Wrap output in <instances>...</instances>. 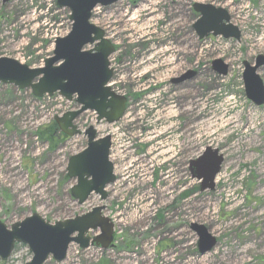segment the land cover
Masks as SVG:
<instances>
[{
	"label": "rangeland",
	"instance_id": "obj_1",
	"mask_svg": "<svg viewBox=\"0 0 264 264\" xmlns=\"http://www.w3.org/2000/svg\"><path fill=\"white\" fill-rule=\"evenodd\" d=\"M193 3L226 10L239 41L198 40ZM68 16L55 0H0V57L41 68L54 38L69 32ZM89 22L114 46L109 86L129 101L115 124L96 125L91 112L74 124L81 133L92 126L98 138L110 137L115 182L104 202L92 195L77 206L65 168L85 137L53 148L35 137L53 117L75 110L74 101L57 95L36 100L0 84V222L9 228L36 213L53 224L104 207L114 225L113 246L80 250L71 244L59 264H264V103L255 107L245 98L241 79L242 62L264 56V0H122L95 8ZM218 59L228 66L224 77L211 71ZM192 71L198 75L170 84ZM258 74L264 84V67ZM169 106L180 114L170 117ZM207 147L223 163L214 190L200 193L188 163ZM192 224L216 239L211 252L198 254ZM30 258L17 245L0 264Z\"/></svg>",
	"mask_w": 264,
	"mask_h": 264
},
{
	"label": "water",
	"instance_id": "obj_2",
	"mask_svg": "<svg viewBox=\"0 0 264 264\" xmlns=\"http://www.w3.org/2000/svg\"><path fill=\"white\" fill-rule=\"evenodd\" d=\"M11 0H1L6 4ZM122 0H55L58 9L69 13L70 31L53 42L51 56L44 60L43 67L30 69L15 60L0 57V84L12 86L19 91L29 90L35 99L57 94L67 102L74 100L76 110L53 118L59 131L66 137L79 136L73 122L83 113L92 112L95 123H117L126 106V99L114 94L109 87L112 71L108 57L114 52L104 32L89 23L96 7H109ZM138 2L140 0H129ZM198 15L192 29L198 40L209 36L223 40L240 39L239 30L230 24L228 12L210 4H193ZM87 47L90 49L86 50ZM242 83L245 98L255 107L264 103V84L258 71L264 67V56L258 55L253 64L242 62ZM211 69L218 76L227 75L228 66L221 60L211 62ZM195 72H186L173 82L190 80ZM85 148L67 160L65 173L75 184L69 195L77 206L83 205L91 195L99 201L107 199L105 189L114 183L113 166L110 163V138H97L96 131L88 126L82 133ZM223 157L218 151L206 148L197 159L189 162L191 179L199 181V191H213L214 179L221 170ZM104 207H95L89 212L53 224L36 213L7 228L0 222V261H7L16 245L27 248L31 258L24 264H44L49 258L56 264L63 262L70 244L81 250L89 247L107 250L114 238L112 223L102 216ZM197 237V252L200 256L216 246V239L202 225H190ZM99 234L88 238V232Z\"/></svg>",
	"mask_w": 264,
	"mask_h": 264
},
{
	"label": "trees",
	"instance_id": "obj_3",
	"mask_svg": "<svg viewBox=\"0 0 264 264\" xmlns=\"http://www.w3.org/2000/svg\"><path fill=\"white\" fill-rule=\"evenodd\" d=\"M35 137L40 142L46 143L50 148H53L56 144L63 142L65 139V137L59 133L56 125L53 122L46 127L37 130Z\"/></svg>",
	"mask_w": 264,
	"mask_h": 264
},
{
	"label": "flooded vegetation",
	"instance_id": "obj_4",
	"mask_svg": "<svg viewBox=\"0 0 264 264\" xmlns=\"http://www.w3.org/2000/svg\"><path fill=\"white\" fill-rule=\"evenodd\" d=\"M193 4H196V3H193ZM193 4L189 7V9H190V13L192 14V15H197L195 12H194V10H193ZM192 28V27H191ZM193 30V29H192ZM194 32V31H193ZM195 34V33H194ZM196 36V35H195ZM114 52H115V48H114ZM211 71H212V69H211ZM192 72H195V76L194 77H196L197 75H198V72L197 71H192ZM228 73V72H227ZM113 76V75H112ZM177 79V78H176ZM175 79H173L171 82H170V84L171 85H173L174 87H177V86H180V85H182L183 83H185V82H187V81H189V80H187V81H184V82H181V83H175V82H173ZM126 99H127V103H128V101H129V98L126 96Z\"/></svg>",
	"mask_w": 264,
	"mask_h": 264
},
{
	"label": "bare ground",
	"instance_id": "obj_5",
	"mask_svg": "<svg viewBox=\"0 0 264 264\" xmlns=\"http://www.w3.org/2000/svg\"><path fill=\"white\" fill-rule=\"evenodd\" d=\"M165 111L168 112V114H169L170 117H174V114H177V115L180 114V113H179V109H177L176 111H174V108L171 107V106L167 107ZM184 113H186V110L184 111ZM228 122H232V120H228ZM233 123H234V122H233ZM118 216H119V215H118ZM118 216H117V217H118ZM139 221L141 222L142 219H141V218H138L137 220H135V221H133V222H139Z\"/></svg>",
	"mask_w": 264,
	"mask_h": 264
}]
</instances>
